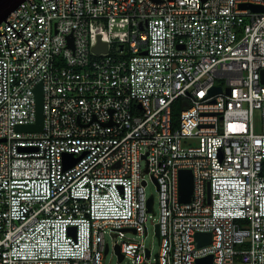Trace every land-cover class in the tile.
Listing matches in <instances>:
<instances>
[{
	"label": "built area",
	"instance_id": "1",
	"mask_svg": "<svg viewBox=\"0 0 264 264\" xmlns=\"http://www.w3.org/2000/svg\"><path fill=\"white\" fill-rule=\"evenodd\" d=\"M6 19L30 21L28 42L0 23V264H105L108 228L128 264H264V0H24ZM40 82L43 130H19ZM147 175L155 261L127 235L148 234Z\"/></svg>",
	"mask_w": 264,
	"mask_h": 264
},
{
	"label": "water",
	"instance_id": "2",
	"mask_svg": "<svg viewBox=\"0 0 264 264\" xmlns=\"http://www.w3.org/2000/svg\"><path fill=\"white\" fill-rule=\"evenodd\" d=\"M23 1L24 0H0V23L5 20L11 27L14 28V26L6 18L10 14V12L12 10H14ZM56 6H57V0H56ZM70 8H72V0H70ZM55 10H57V9H55ZM29 21L30 20H28V22ZM19 31H17V32L20 34ZM3 33H5V32H3ZM0 34H2V33L0 32ZM6 38H7V36H6ZM7 41H8V39H7ZM26 41L28 42V40H26ZM43 41H44V38H43ZM8 45H9V43H8ZM9 49H10V46H9ZM94 50L96 52H101L103 50L106 51L107 50V43L106 42H100L97 46L94 47ZM33 51L30 50V44H29V53H30V55H31V53ZM10 52H11V50H10ZM221 89H222L221 87H213L212 88V91H221ZM35 94H36L37 120L33 124L19 125L18 126V129L19 130H22V131H42L43 130V126H44V110H43L44 92H43V83L42 82H40L35 87ZM77 160H75L74 163H76ZM155 182H156V180H155ZM193 187H194L193 171L191 169H182L180 171V200L181 201H183V202L190 201L191 196H192V193H193ZM209 197H210V186L208 185V198ZM153 201H154V198L152 196V197H150V199L148 201V206H149V209L150 210L152 209ZM156 233H157V235L160 238L159 224H156ZM196 241H197V245L198 246H202V245H205V244H209V243L212 242V233L211 232H198L196 234ZM108 250H109V246H107V248H106V253L108 252ZM115 250H116V253L118 254L119 260L122 261L123 258H124V254L121 252V247H120V244L119 243L115 245ZM149 253L150 252L148 251L147 254H149ZM213 257H214L213 254H208V255L199 257L197 259V264H213ZM155 264H159V263L156 262Z\"/></svg>",
	"mask_w": 264,
	"mask_h": 264
},
{
	"label": "rangeland",
	"instance_id": "3",
	"mask_svg": "<svg viewBox=\"0 0 264 264\" xmlns=\"http://www.w3.org/2000/svg\"><path fill=\"white\" fill-rule=\"evenodd\" d=\"M121 29V28H119ZM259 112H257V127H259ZM146 164V161L143 162ZM149 183L146 187L147 194L154 195L155 203H154V210L148 213V221H147V228L148 234L144 237L139 235L138 233H128L127 235L132 238L144 239L145 244L152 249V261L156 260V254L160 251V238L156 233V224L160 218V205H159V193H158V186L157 183L147 175ZM106 241L109 244L110 250L105 256V264H128V259L119 260L118 254L115 250L116 243H120L122 238L119 236H115L112 230L109 228L105 232Z\"/></svg>",
	"mask_w": 264,
	"mask_h": 264
},
{
	"label": "trees",
	"instance_id": "4",
	"mask_svg": "<svg viewBox=\"0 0 264 264\" xmlns=\"http://www.w3.org/2000/svg\"><path fill=\"white\" fill-rule=\"evenodd\" d=\"M181 105H182V98H179L174 103L173 118H174L175 122H178L180 111L182 109Z\"/></svg>",
	"mask_w": 264,
	"mask_h": 264
}]
</instances>
